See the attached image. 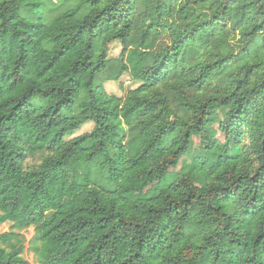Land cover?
Listing matches in <instances>:
<instances>
[{
	"label": "trees",
	"instance_id": "obj_1",
	"mask_svg": "<svg viewBox=\"0 0 264 264\" xmlns=\"http://www.w3.org/2000/svg\"><path fill=\"white\" fill-rule=\"evenodd\" d=\"M193 138L206 186H158ZM7 223L0 264H30V229L39 264H264V0H0Z\"/></svg>",
	"mask_w": 264,
	"mask_h": 264
},
{
	"label": "rangeland",
	"instance_id": "obj_2",
	"mask_svg": "<svg viewBox=\"0 0 264 264\" xmlns=\"http://www.w3.org/2000/svg\"><path fill=\"white\" fill-rule=\"evenodd\" d=\"M84 42L85 38H82L79 45L75 48V50L71 53L72 55H81L84 51ZM121 52V46L118 43H113L109 47V58L114 59L119 56ZM136 85L131 82L130 78L128 76H124L120 82H108L105 84L106 91L109 94L116 95L118 97L125 96V92L128 89L135 88ZM226 109L219 110L214 113V115L208 120V129L210 131V134L212 136V139L215 141L216 144L219 146H222L225 143V137L220 131V123L223 121ZM93 129L92 124L85 125L81 131H79L75 136L82 135L84 133H88ZM209 154L204 150L201 142L197 138H193L190 144L189 154L185 157H183L180 161V164L177 169L172 170L165 180H163L161 183L158 184V186L161 185H168L171 182H173L178 176H185L187 177L194 185L198 187H205L207 184V176L209 175V171H205L203 174L197 175V174H191L190 170L193 165L194 161H200L204 159ZM214 155V154H211ZM38 163L37 160H28L27 166L29 165H35ZM100 185L105 188L106 190H114L115 185L110 180H107L106 178L101 179L99 181ZM155 187H150L144 192L141 193H131L127 197L130 200H137V199H147L151 198L155 195ZM13 231L11 229L10 224H3L0 225V234L7 233ZM16 233H20L21 236H24L26 238V252L24 254V258L30 263V264H39L36 256L29 250L28 242L32 239L34 236L33 229H30L28 231L18 232L14 231Z\"/></svg>",
	"mask_w": 264,
	"mask_h": 264
}]
</instances>
